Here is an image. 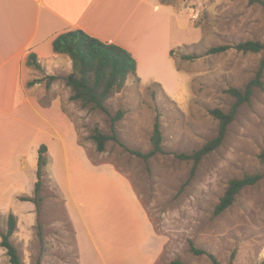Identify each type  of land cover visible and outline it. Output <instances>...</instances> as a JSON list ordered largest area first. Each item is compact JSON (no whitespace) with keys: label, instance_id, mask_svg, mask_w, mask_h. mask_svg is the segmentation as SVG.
<instances>
[{"label":"rangeland","instance_id":"374dc122","mask_svg":"<svg viewBox=\"0 0 264 264\" xmlns=\"http://www.w3.org/2000/svg\"><path fill=\"white\" fill-rule=\"evenodd\" d=\"M165 1L184 8L181 26H173L178 44L172 58L179 71L178 80L168 67L164 73L171 90L155 81L129 77L122 91L108 101L111 113L124 110L116 128L121 141L131 148H151L159 115L165 152L154 155L148 169L142 158L113 140L104 151H98L89 136L94 127L110 133V115L84 109L78 101H72L65 65L64 70H55L58 78L52 82V92L75 126L77 142L93 163L117 169L137 201L105 173L90 174L80 164L72 165L67 173L60 163L59 150L51 168L45 167L47 177L39 193L38 211L34 202L20 199L35 195L38 148L30 150L25 173L28 180L15 197L6 198L10 200L7 205L0 204V233L7 229L9 213L17 216L12 241L19 247L24 264H167L176 259L185 264H212L206 254H195L190 242L213 253L221 264L264 261V177L244 188L224 212L214 213L231 178L264 172L258 160L264 149V87L255 91L250 103L240 107L223 144L202 159L193 175L192 163L176 156L201 147L217 134L218 121L210 109L228 110L233 99L227 89L243 88L264 57V51L243 53L231 48L220 54H206V50L246 40L264 42V6L248 0ZM144 38L146 48L155 51L157 41L147 32ZM183 54L195 57L183 58ZM49 75L44 72L34 77L42 83L37 92L41 102L52 93L46 89ZM58 112L56 123L65 131L68 147L72 146L67 151L74 157L78 149L73 128ZM53 147L55 151L60 149L59 144ZM69 186L88 218L96 244L85 228H79L77 235L71 224L65 202L70 199ZM155 238L161 246L158 254L151 252ZM0 264H10L1 244Z\"/></svg>","mask_w":264,"mask_h":264},{"label":"crops","instance_id":"0c3cea01","mask_svg":"<svg viewBox=\"0 0 264 264\" xmlns=\"http://www.w3.org/2000/svg\"><path fill=\"white\" fill-rule=\"evenodd\" d=\"M183 9L160 0H0L1 205H7L10 198L21 192L28 180L25 173L30 150L39 148L41 144L48 147L47 169L51 168L55 154L61 150L60 163L67 173L70 174L71 166L75 164L82 165L90 174L105 173L113 184L126 189L130 198L137 201L117 169L110 164L93 163L84 147L77 142L75 126L63 111L60 99H56L52 92L55 84L51 83L50 88H46L52 93L48 94L46 102H41L37 92L42 83L37 81L29 86L28 82L40 73L56 75L55 70H64L63 65L68 73L71 71V58L55 53L53 40L60 33L80 28L103 41L127 48L137 59V72L142 81H158L165 89L171 90L172 84L168 82L164 68L168 67L178 80L179 71L170 51L178 44L174 40L177 31L173 26L180 25ZM146 32L157 41L155 51L145 46ZM31 52L36 54L39 68L27 64ZM57 112L73 128L75 148L79 151L74 157L67 151L72 146L68 147L63 135L65 131L56 123ZM58 144L60 149L53 150V145ZM68 189L70 199H65V202L71 224L77 235L79 228H85L91 237L88 218L77 203L75 193L70 191L72 187ZM141 214L148 226L150 223L143 209ZM156 239V246L151 250L154 254L161 249ZM90 240L96 244L92 237Z\"/></svg>","mask_w":264,"mask_h":264},{"label":"trees","instance_id":"16d2710c","mask_svg":"<svg viewBox=\"0 0 264 264\" xmlns=\"http://www.w3.org/2000/svg\"><path fill=\"white\" fill-rule=\"evenodd\" d=\"M167 3L165 0H160ZM250 4L264 6V0H248ZM231 48L243 53H259L264 51V42L258 40L240 41L236 44H220L211 46L206 50V54H220ZM53 50L55 53L66 54L71 58L72 69L65 77L66 84L71 87L72 93L70 99L78 101L82 108L87 110H101L111 119V132L105 133L98 127H94L90 138L94 141L98 151L105 150L109 141L113 140L124 146L130 153L142 158L150 168L149 161L157 153L165 152L163 147V132L161 128L160 116L157 115L152 135L151 148L148 151L131 148L126 146L120 139L116 122L124 116V110L118 109L111 113L108 101L125 87L129 77H135L138 81L141 78L138 75V62L136 57L127 48L114 43L103 41L85 30L76 28L67 30L57 35L53 40ZM174 49H171L170 56L173 57ZM183 58H194L193 55L183 54ZM27 64L39 68L37 56L31 52L27 58ZM57 75H49L46 81V88L49 89ZM38 80L28 82L31 86ZM156 84L162 85L155 81ZM264 87V57L261 59L255 76L251 78L243 87L232 86L227 92L233 101L228 110L220 107L210 109V114L218 121L217 134L208 139L201 147L191 152H179L176 156L179 159L190 161L192 163V175L197 170L204 157L217 150L224 142L227 131L231 123L235 120L240 107L245 103H250L257 89ZM48 147L41 144L38 148L37 177L34 196H20L22 201H32L36 204L37 210L40 208V191L44 184V178L47 177L46 165ZM258 160L264 167V149L258 154ZM264 177V172L256 171L244 173L241 177H233L228 181L223 195L220 197L215 209V214H221L228 209L237 200L241 191L251 185L258 183ZM17 216L10 212L7 218V229L2 231L1 246L6 249L10 264H24L19 247L12 241V236L17 230ZM190 248L195 254H206L212 264H221L218 258L210 252L197 247L190 242ZM167 264H185L180 260H173ZM260 264H264L262 261Z\"/></svg>","mask_w":264,"mask_h":264}]
</instances>
